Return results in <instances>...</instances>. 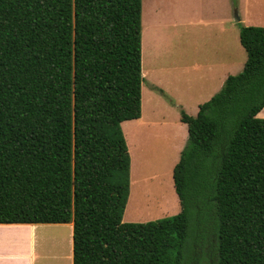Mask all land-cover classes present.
<instances>
[{
    "label": "trees",
    "instance_id": "trees-1",
    "mask_svg": "<svg viewBox=\"0 0 264 264\" xmlns=\"http://www.w3.org/2000/svg\"><path fill=\"white\" fill-rule=\"evenodd\" d=\"M141 20L142 0H0V223L72 222L73 264H182L195 228L215 236L207 264H264V26L240 28L242 70L181 113V210L126 222Z\"/></svg>",
    "mask_w": 264,
    "mask_h": 264
},
{
    "label": "rangeland",
    "instance_id": "rangeland-1",
    "mask_svg": "<svg viewBox=\"0 0 264 264\" xmlns=\"http://www.w3.org/2000/svg\"><path fill=\"white\" fill-rule=\"evenodd\" d=\"M261 15H264V0H142L143 118L142 120H126L122 123V130L129 144L134 165L138 164L140 152L138 142H132L134 130L132 132L131 129L139 122H141L142 127L144 126V121L150 114V102L152 99L159 100L158 111L168 116L166 124L175 126V124L181 123L186 127V138L182 143L183 147L186 144L188 128L187 124L181 120L183 110L180 106H174L176 99L172 95L164 94L160 87L161 83L167 84L169 80L168 78L166 79L167 74L171 71H174L175 74L178 73L181 63L179 58L181 49H187L188 51H191L190 48L193 49L197 53L198 60L203 65L211 64L217 66L225 63L224 69L227 74H237L242 70L247 57L246 50L239 40L240 28L246 25L264 26V17ZM206 96L204 95L203 98H206ZM163 100L172 109L166 111L162 105ZM169 100H172V102ZM154 105H156V102H154ZM188 114L194 116L196 111ZM161 139L166 145L170 144L167 139ZM161 145L163 147V143ZM183 147L177 153V157L173 156L176 159L174 165L178 162ZM148 154L150 155V160L156 159L161 154V149L154 146L153 150H150ZM145 170L147 179L142 183L141 193L145 194L148 192L147 196L150 193L149 196L155 198L151 203L156 204L158 200H162V196L166 192V174H160V165H156L154 161L146 165ZM175 196L179 203L180 211L181 204L176 192H174L173 198ZM145 199L144 197L143 201ZM131 201L132 198L128 202L123 221L146 222L160 218L130 220L129 217L132 214ZM174 214L176 213L172 215ZM193 215L192 219L195 220L197 217L195 213ZM200 219H202L200 229L205 234L208 227L205 215L202 214ZM195 224H197L196 220ZM66 231H68L66 226L42 229L41 236L43 238L41 237L37 241V253L40 254L38 255L39 258L42 255L43 264L48 262V260H52L54 264H56L55 261L58 264H62L60 263L62 261L64 262L67 250ZM193 233H196V228L191 231L188 238L182 264H207L206 261H202V256L208 245L214 240L213 231L208 234L206 239L200 240L198 238L200 240L198 242L197 240L194 242Z\"/></svg>",
    "mask_w": 264,
    "mask_h": 264
},
{
    "label": "crops",
    "instance_id": "crops-1",
    "mask_svg": "<svg viewBox=\"0 0 264 264\" xmlns=\"http://www.w3.org/2000/svg\"><path fill=\"white\" fill-rule=\"evenodd\" d=\"M261 16L264 17V15ZM190 50L191 51L181 49V52L179 53L181 63L178 68V73L175 74L174 71H171L166 77V79H169L167 84L161 83V86L159 85L164 94L167 93L170 96L172 95L173 98L176 99V104L174 106H180L187 114L193 111H196L197 113L199 105L205 102V99L208 100L214 93H216L223 85L226 77L229 75L224 69L225 63H221L217 66L211 64L207 66L203 65L201 61L198 60L197 53L191 48ZM204 95H207L206 98H203ZM169 101L172 102V100ZM154 102H156V105H154ZM150 103V114L144 121V126L142 127L141 122H139L131 129L132 132L134 130V133L132 134V142L134 143L137 141L139 144L140 153L137 165H134V159L131 155V150H129V144L127 139H125L130 155V190L125 210L127 209L129 200L132 198V214L130 217L128 216L130 220L141 218H161V216H167L170 213L173 214L179 212V203L176 196L173 198L176 190L173 188L174 184L171 170H173V166L176 161L173 156L177 157V153L183 147L182 143L186 138V127L181 123L175 124V126L166 124L168 122V116L160 113L157 109L159 108V100L152 99ZM162 105L166 111L172 109V107L164 100L162 101ZM142 112L141 86V115L139 118L135 119L142 120ZM256 115L264 118V106L257 112ZM123 122L124 121H122V123ZM161 138L165 140L167 139V142L170 144L166 145ZM162 143L163 147L161 145ZM154 146L160 147L161 154H159L156 159L150 160L148 152L153 150ZM153 161L156 162V165H160V174H166L167 182L166 192L163 194L162 200H158L156 204L151 203L155 198H153V196L150 197V193L148 196V192L145 194L141 193L142 183L147 179L145 170L146 165L151 164ZM152 178H154V176H152ZM144 197L146 199L143 201ZM62 226L68 227V231H66L67 250L65 254L66 259L64 262L62 261L60 263L73 264L72 222L0 223V264H43L42 255L39 258L38 255L40 254L37 253V241L42 237V229ZM55 262L58 264L57 261ZM44 264L54 263L52 260H48V262Z\"/></svg>",
    "mask_w": 264,
    "mask_h": 264
}]
</instances>
